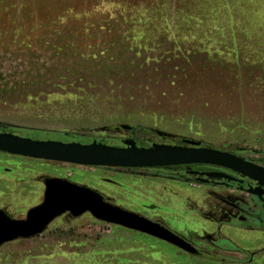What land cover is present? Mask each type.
<instances>
[{
    "label": "rangeland",
    "instance_id": "1",
    "mask_svg": "<svg viewBox=\"0 0 264 264\" xmlns=\"http://www.w3.org/2000/svg\"><path fill=\"white\" fill-rule=\"evenodd\" d=\"M0 1V126L41 131L49 135L37 139L64 143L120 146L132 139L179 146L189 139L210 149L242 150L244 159L264 167V0H189L194 12L226 4L237 27L230 33L207 22L185 36L153 29L137 34L108 24L125 16L128 0ZM171 172L0 153V210L24 219L42 201L43 178L66 179L113 205L176 226L224 262L187 255L88 214H66L37 237L3 245L0 264H264V237L234 238L245 221L224 209L229 203L246 208L250 197L194 183L176 188L162 182L175 176ZM154 179L159 188L149 184Z\"/></svg>",
    "mask_w": 264,
    "mask_h": 264
},
{
    "label": "water",
    "instance_id": "2",
    "mask_svg": "<svg viewBox=\"0 0 264 264\" xmlns=\"http://www.w3.org/2000/svg\"><path fill=\"white\" fill-rule=\"evenodd\" d=\"M121 128L127 131L131 129L129 126ZM183 142V146L152 143L149 147H138L134 140L127 139L122 141L123 147H113L96 141L88 144L64 143L0 132V153L91 168L140 170L183 166L216 167L254 182L256 187L248 188L247 193L263 198L264 168L229 153L201 147L199 142L193 140ZM187 175L234 180L222 173L187 172ZM42 184V201L30 208L24 219H13L4 210H0V248L17 240H29L41 235L50 224L66 214L74 219L88 214L100 223L151 237L185 254H199L191 243L161 223L109 203L96 190L61 178L46 177L42 179Z\"/></svg>",
    "mask_w": 264,
    "mask_h": 264
},
{
    "label": "trees",
    "instance_id": "3",
    "mask_svg": "<svg viewBox=\"0 0 264 264\" xmlns=\"http://www.w3.org/2000/svg\"><path fill=\"white\" fill-rule=\"evenodd\" d=\"M0 4H2L1 1ZM224 5L227 8L226 4ZM196 6L199 7L198 5ZM123 7L124 12H126L125 16L110 18L108 24L113 25L115 23L117 26H124L128 31L137 34L153 29L162 30L164 33L169 34L182 32V35L185 36L188 35L193 28L201 29L205 27L207 22L214 23L215 25L219 22L221 29L229 30L230 33L236 31L235 29L237 27V18L227 16L225 14L227 9L223 5L218 8L212 5L207 11L202 9L194 12L189 5V0H128L124 3ZM223 14L226 16L224 17ZM209 16L212 17V19H210ZM221 19L223 23H225L224 25H222ZM0 132H10L36 140H40L37 139L40 136L49 135L41 131L20 130L5 126H0ZM60 136H62L63 139H74V137L69 134H62ZM97 142L108 146H116L111 141L98 140ZM136 145L138 147H149L139 145L137 142ZM199 257L217 262L225 261L209 253H201Z\"/></svg>",
    "mask_w": 264,
    "mask_h": 264
},
{
    "label": "flooded vegetation",
    "instance_id": "4",
    "mask_svg": "<svg viewBox=\"0 0 264 264\" xmlns=\"http://www.w3.org/2000/svg\"><path fill=\"white\" fill-rule=\"evenodd\" d=\"M184 140H189V139H181L180 140L181 145H179V146L184 145V142H183ZM121 144H122V142H121ZM113 147H123V145L113 146ZM201 147L208 148V147H205L203 145H201ZM218 151H220V150H218ZM222 152L229 153V154L234 155L238 158H241L244 161H247V162L253 163L257 166L262 167L261 165H258L256 162L248 161V160L244 159L243 155H242V153H244V151H242V150L241 151H239V150H237V151L236 150L235 151H222ZM258 153L259 152L255 150V151H253L252 154L258 155ZM262 168H264V167H262ZM140 170H156V169H140ZM165 170H171L172 171L171 173L173 175H175L172 178L175 180H178L180 182H183V183H190V184L194 183L198 187H204V188H209V189H220V190L225 191L226 193H228V192H230L231 194L234 193L233 195L239 197L238 199H241L242 197H245V196L250 197L251 202L247 203L248 206L246 208H244L243 206L239 207L236 204L229 203L228 205H225L224 209L227 211H231V213H232L231 215L233 217L236 216L235 213L237 214L236 217L239 218L241 216L240 219L244 220L245 223L239 222L237 225L242 227V229L247 230V231H251V232H258L261 235L264 234V196L262 199H259L258 197L250 195L247 193L248 188H255L256 187V184L254 182H252L246 178H242L239 175H237L231 171L221 169V168H216V167H210V166H183V167L166 168ZM187 172L222 173V174H225V175L231 177L234 180L233 181H227V180H223V179L206 178L204 176H198V175H187ZM204 181H206V182H204ZM245 199L248 200L249 198H245ZM253 223H255V224H253ZM165 227H167V226H165ZM168 229H170V228H168ZM170 230L172 232L176 233L174 230H172V229H170ZM176 234L179 235L180 237H182L183 239L187 238L183 234H178V233H176ZM217 238H223V237L217 236ZM185 240L187 242L191 243L187 239H185ZM192 245L196 249H198L194 244H192ZM198 251H199V254L197 256H193V257H199L201 253H208V252H205V251L200 250V249H198ZM209 254H211V253H209Z\"/></svg>",
    "mask_w": 264,
    "mask_h": 264
},
{
    "label": "crops",
    "instance_id": "5",
    "mask_svg": "<svg viewBox=\"0 0 264 264\" xmlns=\"http://www.w3.org/2000/svg\"><path fill=\"white\" fill-rule=\"evenodd\" d=\"M124 178H126V177H124ZM124 178H123V180H124ZM130 179V178H129ZM131 179H132V177H131ZM135 180H133L135 183H138V182H141L142 183V181H144V182H147L145 179H142V178H138V179H136V178H134ZM141 180V181H140ZM157 180L158 179H154L153 181H151L149 184H152V185H154L155 187H160V183L159 182H157ZM167 181H171V182H173L174 183V186L176 187V188H185V189H191V188H195V186L194 185H192V184H190V183H183V182H180V181H178V180H175V179H173V178H169V179H163L162 180V182H164L165 184H167ZM145 184H147V183H145ZM166 188H168L167 186H165ZM197 188V187H196ZM236 214V213H235ZM164 225V224H163ZM168 228H170V229H172V230H174L176 233H178V234H182V232L180 231V230H178V229H175L176 228V226L175 227H170V226H167ZM252 233H254V232H251V231H247V230H244V229H241V230H239V232H238V234H236L235 236H234V238H251L252 237ZM228 234H226L223 238H229V236H227ZM260 236H263L264 237V234H262V235H260ZM253 237H254V235H253Z\"/></svg>",
    "mask_w": 264,
    "mask_h": 264
}]
</instances>
